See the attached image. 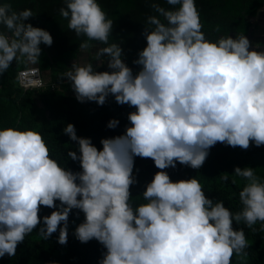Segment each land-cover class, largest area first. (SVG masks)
<instances>
[{"label": "clouds", "instance_id": "1", "mask_svg": "<svg viewBox=\"0 0 264 264\" xmlns=\"http://www.w3.org/2000/svg\"><path fill=\"white\" fill-rule=\"evenodd\" d=\"M166 3L173 7L152 4L158 15L147 17L146 46L133 61L134 72L120 44H109L113 21L97 0H64L59 13L67 27L106 45L93 61L96 67L106 62L110 70L73 62L65 74L73 91L68 90L81 103L102 106L111 95L135 111L124 134L101 139L100 149L78 137L71 123L64 127L76 142L79 155H67L79 161V172L51 158L38 131L0 129V257L15 256L17 245L41 224L44 239L59 229L58 243L66 244L73 209L84 214L76 239H95L106 249L98 264H232L249 247L243 228L234 230L233 222L255 232L259 221L264 231V181L253 168L234 169L248 181L239 192L238 212L206 197L195 177L173 182L164 171L177 162L199 169L218 142L245 150L250 143L264 145V51L249 50L244 35L206 39L195 0ZM33 16L31 9L0 5V26L7 29L0 31V75L20 57L36 64L39 45H52L48 31L24 23ZM87 40L80 48L89 47ZM118 124L111 119L107 127ZM134 157L150 158L160 170L139 205L130 202ZM41 206L55 210L41 218Z\"/></svg>", "mask_w": 264, "mask_h": 264}, {"label": "trees", "instance_id": "2", "mask_svg": "<svg viewBox=\"0 0 264 264\" xmlns=\"http://www.w3.org/2000/svg\"><path fill=\"white\" fill-rule=\"evenodd\" d=\"M107 17L113 21V29L109 37V44L117 43L123 50L124 62L133 69L137 54L146 46L143 35L147 25V17L158 15L152 8L158 3L165 9L166 0H97ZM263 0H195L202 31L206 39L215 41L222 36L245 35L251 27V19L256 15ZM10 4L13 11L19 12L26 8L34 13L32 18L24 21L33 27H39L49 32L53 43L46 46L39 45L41 55L36 64L27 62L20 57L13 61L9 69L0 75V129L14 128L19 130H36L42 134L51 158L57 160L61 166L73 171H81L79 161L71 160L69 150L77 151L76 142L64 133V127L74 125L78 137L90 138L93 145L100 149L101 139L124 134L125 128L130 126L128 114L135 111L134 107L118 105L114 97L109 95L102 106L95 102H78L75 93L68 90L64 81L66 73L70 71L72 61L79 56L88 59L86 63H93L96 71H110L107 64L96 67L98 61H93L95 52L106 45L98 41L87 40L84 36H77L67 27L68 21L61 17L59 9L64 6V0H0V5ZM178 7V6H176ZM162 22L163 17H159ZM0 31L7 29L0 26ZM89 44L87 49L80 48V44ZM19 60V63H18ZM37 66L43 72L49 71L51 88L47 85L41 89H25L17 83V71L20 68ZM50 83V84H51ZM111 119L119 121L115 129H109L107 123ZM77 155H79L77 151ZM236 167H251L257 177L264 181V145L256 147L250 143L248 149L231 147L217 143L209 149V154L199 169L176 163L175 168H167L170 179L188 180L195 177L202 185L206 197L215 201H223L226 208L233 212L242 209L239 192L248 183L245 179L234 174ZM160 171L150 158L134 157L133 176L136 180L130 187L131 203H144L142 193L147 183L151 182L154 174ZM228 175V180L221 179ZM235 180V183H233ZM59 201L56 204L59 205ZM55 209L41 206L39 216L50 215ZM84 221V214L79 209H73L68 216L67 243H58L59 229L50 237L44 239L39 234L38 225L25 240L17 245L16 255L0 257V264H98L106 249L95 239L81 243L76 239L75 228ZM233 229L243 228L249 247L247 256L234 255L232 264H264V231H260L261 222L252 228L243 222H233Z\"/></svg>", "mask_w": 264, "mask_h": 264}, {"label": "crops", "instance_id": "3", "mask_svg": "<svg viewBox=\"0 0 264 264\" xmlns=\"http://www.w3.org/2000/svg\"><path fill=\"white\" fill-rule=\"evenodd\" d=\"M244 36L250 41L249 50L264 51V0L256 15L251 19V27ZM231 37L234 38V36ZM87 60L79 56L72 61V64L75 62L83 65ZM44 74L46 80H48L50 77L49 71H46Z\"/></svg>", "mask_w": 264, "mask_h": 264}, {"label": "built area", "instance_id": "4", "mask_svg": "<svg viewBox=\"0 0 264 264\" xmlns=\"http://www.w3.org/2000/svg\"><path fill=\"white\" fill-rule=\"evenodd\" d=\"M69 87L70 91L72 90L71 83L67 79V77L64 80ZM17 83L19 86L25 88V89H39L46 85H48L47 81L44 79V75L40 71L39 68L30 66V67H24L20 68L17 71ZM51 88L55 87L56 84L51 83L49 84Z\"/></svg>", "mask_w": 264, "mask_h": 264}, {"label": "rangeland", "instance_id": "5", "mask_svg": "<svg viewBox=\"0 0 264 264\" xmlns=\"http://www.w3.org/2000/svg\"><path fill=\"white\" fill-rule=\"evenodd\" d=\"M18 63H19V60H18Z\"/></svg>", "mask_w": 264, "mask_h": 264}]
</instances>
